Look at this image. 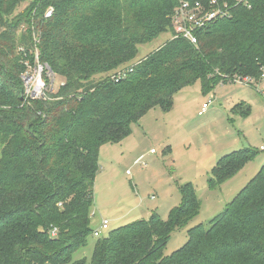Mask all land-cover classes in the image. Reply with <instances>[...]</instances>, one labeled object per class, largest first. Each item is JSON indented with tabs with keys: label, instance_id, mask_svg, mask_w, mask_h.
I'll list each match as a JSON object with an SVG mask.
<instances>
[{
	"label": "trees",
	"instance_id": "trees-1",
	"mask_svg": "<svg viewBox=\"0 0 264 264\" xmlns=\"http://www.w3.org/2000/svg\"><path fill=\"white\" fill-rule=\"evenodd\" d=\"M23 1L0 0V264H264V164L169 255L171 233L199 214L191 182L180 185V203L165 219L153 212L117 226L96 239L89 260L71 261L93 231L101 145L121 142L148 110L170 109L195 82L209 93L235 76L261 79L264 0L198 30L196 45L171 37L175 0H32L15 14ZM165 32L163 45L135 61L139 45ZM37 61L64 82L31 98L21 76ZM255 153L246 147L218 158L207 186Z\"/></svg>",
	"mask_w": 264,
	"mask_h": 264
},
{
	"label": "rangeland",
	"instance_id": "rangeland-1",
	"mask_svg": "<svg viewBox=\"0 0 264 264\" xmlns=\"http://www.w3.org/2000/svg\"><path fill=\"white\" fill-rule=\"evenodd\" d=\"M30 1L24 0L15 14ZM20 28L24 30L23 25ZM169 38L170 33L165 32L139 45L135 61ZM32 66H27L31 74ZM47 75L49 83L45 85L41 79L40 92H55L64 78ZM180 91L170 109L148 110L131 124V133L121 142L101 145L90 224L96 229L107 220L108 228L100 237L116 226L149 218L151 211L165 219L168 210L180 203V185L191 182L201 202L199 214L171 233L163 250L169 255L186 242L189 228L197 224L207 227L264 164V149H260L264 148V76L258 81L220 84L209 93L201 91L199 82ZM202 103L207 108L198 115ZM244 109H248L247 115L242 114ZM246 147L256 152L254 156L231 178L210 189L206 179L218 158ZM97 238L90 234L87 244L72 253L71 261L83 257L89 260Z\"/></svg>",
	"mask_w": 264,
	"mask_h": 264
},
{
	"label": "built area",
	"instance_id": "built-area-1",
	"mask_svg": "<svg viewBox=\"0 0 264 264\" xmlns=\"http://www.w3.org/2000/svg\"><path fill=\"white\" fill-rule=\"evenodd\" d=\"M176 6L170 15V23L173 30L171 37L182 38L193 45L197 44L196 32L207 27L209 24L218 20L227 19L232 16L234 7L237 5L249 6L248 0H175ZM53 14V8L49 7L45 12V17H50ZM36 55V54H35ZM33 74L29 67L22 74L21 78L25 87V94L31 98H40L44 96V92H40L43 82L46 85L44 76L48 78V73H53L48 65L40 64L38 61L34 65ZM121 71L116 72V76H120ZM264 74H262V77ZM43 79V82L42 80ZM233 81L242 83L254 81L252 78L233 77ZM207 107L206 103L202 104L199 114L204 112ZM260 149H264L263 146ZM153 150H151L152 152ZM94 215V212L92 213ZM108 228L107 220H102L100 226L93 229L92 234L100 237L101 231ZM56 229L51 231L55 235Z\"/></svg>",
	"mask_w": 264,
	"mask_h": 264
},
{
	"label": "crops",
	"instance_id": "crops-1",
	"mask_svg": "<svg viewBox=\"0 0 264 264\" xmlns=\"http://www.w3.org/2000/svg\"><path fill=\"white\" fill-rule=\"evenodd\" d=\"M220 84H222V83H220ZM220 84H218V85H220ZM214 89H215V88H214ZM214 89H213V91H214ZM180 92H181V91H180ZM180 92H178L177 94H175V96L178 95V94H180ZM213 93H214V92H213ZM175 96H174V97H175ZM202 104H203V103H202ZM206 108H207V107H206ZM199 111H201V109H200ZM199 111H198V115L203 114V113L199 114ZM151 150H152V149H151ZM151 150H150V151H151ZM166 150L169 151L168 148H166ZM137 159H140V158L138 157ZM135 162H138V161H135ZM152 213H153V211L150 212V215H151ZM99 226H100V225H99ZM116 227H117V226H116Z\"/></svg>",
	"mask_w": 264,
	"mask_h": 264
}]
</instances>
